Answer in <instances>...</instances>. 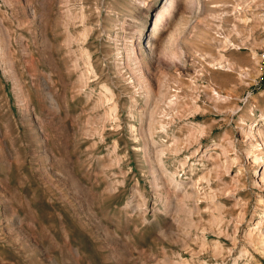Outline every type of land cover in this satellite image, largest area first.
I'll return each instance as SVG.
<instances>
[{
	"label": "rangeland",
	"instance_id": "rangeland-1",
	"mask_svg": "<svg viewBox=\"0 0 264 264\" xmlns=\"http://www.w3.org/2000/svg\"><path fill=\"white\" fill-rule=\"evenodd\" d=\"M261 119L264 0H0V264H264Z\"/></svg>",
	"mask_w": 264,
	"mask_h": 264
},
{
	"label": "bare ground",
	"instance_id": "bare-ground-1",
	"mask_svg": "<svg viewBox=\"0 0 264 264\" xmlns=\"http://www.w3.org/2000/svg\"><path fill=\"white\" fill-rule=\"evenodd\" d=\"M166 7H167V4L165 3L164 4V6H163V8H162V10L161 11H159V12H157L156 14H155V16H154V18L152 19V23H151V26H152V29L151 30H149L148 32H150V34L149 35H151V34H153L154 32H157L158 31V29H159V24H160V20L162 19L161 17H162V13H163V11L164 10H166ZM154 20V21H153ZM68 44V43H67ZM132 46V45H131ZM127 52H128V54H127V56H126V63L129 65V68H131V67H133L134 66V69L135 70H137V71H140L141 70V64L139 63V59H138V55L136 54V51L135 50H133V48L132 47H127ZM85 64H86V66L88 67V70H91L90 68H91V64H90V59L89 58H86V61H85ZM127 65V66H128ZM74 67L75 68H77V61H75V64H74ZM74 68V69H75ZM15 74V73H14ZM14 79H15V81H16V84L17 85H19L18 83V79H17V77L14 75ZM86 79V78H85ZM85 79H81L80 80V86L82 87V90L87 86V83H86V80ZM146 89H147V87H144V91H146ZM103 90H104V93H102L103 95H104V98L106 99V101L107 102H111V101H113V99H114V95H113V93H112V91H110L108 88H103ZM150 93H152L151 91L150 92H146V94H147V97H146V95H145V97L146 98H149L150 97ZM102 95V96H103ZM23 97H24V94H23V92H22V89H20V98L22 99V107L25 109L26 108V103L27 102H25L24 101V99H23ZM160 98V97H159ZM165 98V97H164ZM102 99H103V97H102ZM176 99V98H175ZM164 100H166V98L165 99H163L162 101H164ZM167 102H169V107H171L172 109H174V108H176V102H175V100H167ZM116 106H113V108H112V110L114 111V112H116ZM260 122H264V120H260ZM259 122V123H260ZM150 126V125H149ZM257 127H259L258 129H256V127L254 128V127H251L250 128V131L248 132V137L249 138H254L255 137V135H257V136H259V138L260 139H263L264 140V131H260V129L262 128V126H264V123H263V125L260 127V125L259 124H257L256 125ZM161 127V126H160ZM153 126L152 127H150V129H148L149 131H148V135H147V138L148 139H146L147 140V146H149L150 147V150H151V153H153L155 156H156V158H158V160H162V156L163 155H165V154H170V153H173V154H177V153H179V150H178V145H179V143H177V140H173L174 142H171V145H168L167 146V150H163V149H159V148H157V147H155V142L153 141V138H152V136L154 135L153 134ZM162 129H165L164 128V126L162 127ZM132 132V131H131ZM198 132V131H197ZM153 134V135H152ZM89 135V134H88ZM256 138V137H255ZM255 147V146H254ZM148 149V148H147ZM146 149V150H147ZM148 151V150H147ZM146 151V152H147ZM148 153V152H147ZM253 158V163H255V164H259L260 162H262L263 161V158H260L259 156H252ZM185 162L186 161H184V163H182V165H184L185 164ZM187 163V162H186ZM176 175H174V174H171V175H168V177H169V179H168V181H169V183L170 184H172L173 186H175L178 190L180 189V187H181V183H178L177 182V180H176V177H175ZM166 177V176H165ZM167 177V178H168ZM162 179V178H161ZM254 183H256V182H254ZM257 184V183H256ZM262 185H264V178L262 179V183H261ZM180 191V190H179ZM186 198V197H185ZM262 202V201H261ZM169 215V214H168ZM180 222V221H179ZM171 229H172V226H171ZM249 237L250 238H252V236L249 234ZM252 242H254V241H251L250 243H252ZM260 246H262V249L264 250V242L263 241H261L260 242Z\"/></svg>",
	"mask_w": 264,
	"mask_h": 264
}]
</instances>
